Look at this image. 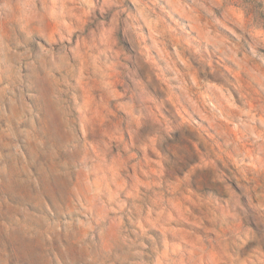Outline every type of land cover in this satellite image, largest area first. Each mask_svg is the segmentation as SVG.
Masks as SVG:
<instances>
[{
    "label": "rangeland",
    "instance_id": "1",
    "mask_svg": "<svg viewBox=\"0 0 264 264\" xmlns=\"http://www.w3.org/2000/svg\"><path fill=\"white\" fill-rule=\"evenodd\" d=\"M0 264H264V0H0Z\"/></svg>",
    "mask_w": 264,
    "mask_h": 264
}]
</instances>
